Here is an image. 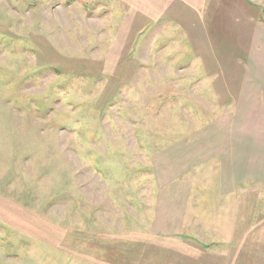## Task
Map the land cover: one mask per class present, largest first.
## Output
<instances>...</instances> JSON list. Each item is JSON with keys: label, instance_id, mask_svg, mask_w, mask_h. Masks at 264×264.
Wrapping results in <instances>:
<instances>
[{"label": "rangeland", "instance_id": "rangeland-1", "mask_svg": "<svg viewBox=\"0 0 264 264\" xmlns=\"http://www.w3.org/2000/svg\"><path fill=\"white\" fill-rule=\"evenodd\" d=\"M0 264H264V0H0Z\"/></svg>", "mask_w": 264, "mask_h": 264}]
</instances>
